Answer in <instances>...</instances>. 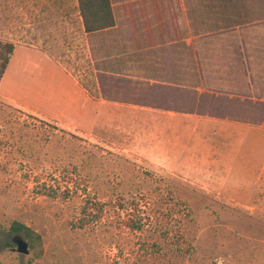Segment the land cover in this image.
Masks as SVG:
<instances>
[{
	"label": "rangeland",
	"instance_id": "obj_1",
	"mask_svg": "<svg viewBox=\"0 0 264 264\" xmlns=\"http://www.w3.org/2000/svg\"><path fill=\"white\" fill-rule=\"evenodd\" d=\"M111 5L115 25L87 33L78 0H0V38L16 45L0 82V264H264V0ZM50 132L34 162L28 145ZM85 145L162 178L143 230L123 229L117 203L109 235L75 226L84 196L62 173ZM108 172L112 193L122 171ZM180 183L186 218L168 193ZM136 211L155 215L142 199ZM14 221L40 235L27 254Z\"/></svg>",
	"mask_w": 264,
	"mask_h": 264
},
{
	"label": "trees",
	"instance_id": "obj_2",
	"mask_svg": "<svg viewBox=\"0 0 264 264\" xmlns=\"http://www.w3.org/2000/svg\"><path fill=\"white\" fill-rule=\"evenodd\" d=\"M78 5L83 25L87 33L102 31L115 25L111 0H78ZM15 50V43L0 38V82L11 62ZM55 136L56 133L54 132H50L44 137L35 133L34 137L36 138L35 141L38 146L34 148L33 145L29 144L27 147V150L29 148L32 150L33 148L37 151L35 157L30 155V157H32L31 160L34 162L42 161L41 153L45 145L48 142H53ZM71 136L74 139L83 141L81 137L76 135ZM72 141L71 139H67V148L70 147L68 145H70ZM68 152L67 156L71 159V163H69V168L66 167L67 171L62 173L63 178H66V191L70 192L75 189L78 193L80 190L84 196L78 217L73 221L76 227L86 228L91 225L95 226L105 223L103 227H105L104 229L109 235L112 232L111 228L107 226L108 223L112 224L109 212L111 208L110 205H116V203L118 204L116 206H119L118 208H120V210H125L126 212L122 220L123 229L131 232L143 230L146 224L144 220H150V218H154V216L157 218L160 215L159 206L161 201L165 199L163 187L159 185L161 184L160 179L162 178H159L156 174H149L148 172L142 173L138 170L135 163H131L129 159H123L112 153H110L109 157L106 155L104 156L102 153L95 151L90 145H85L82 150H69ZM64 157L65 159L67 158L66 156L62 158L64 159ZM115 162L120 166V170L122 171L120 177H118L121 178L119 180V183L121 182L120 186L122 187L124 184L125 186L123 188H115L113 192L110 193L108 189L104 190L103 187L109 183L110 172H108V170H111ZM131 175L136 177V182L137 179H139L137 184L135 180L132 181V179H130ZM126 176H129V178L126 179ZM142 177H144V179L146 178L144 182L150 184L149 186L143 188V183L140 181ZM34 179L36 182L35 189L38 193L46 196L55 195L56 187L54 185L42 181L39 177H34ZM167 180L163 182L165 183ZM169 181H171V178H169ZM129 182L133 184L129 186ZM173 183L177 184V181ZM153 184L155 185L154 187ZM180 186V189L175 185L172 186L168 193L171 194L170 196H172L173 199L177 200L179 206H183L181 214L186 218L190 215V202L192 199H190L188 195L191 193L194 194V191L191 186L185 183H180ZM113 196L115 197L113 198ZM140 199L144 200L145 204L149 206V209H153L155 215H152L150 212L144 215L143 212L136 211ZM131 204H133V207ZM10 230L13 233L22 235L26 241H30L32 247L36 240L40 238V235L32 227L21 221H14ZM182 238L184 237L181 233V235H179V240H182ZM144 246L151 247L152 245L145 242L143 244V247Z\"/></svg>",
	"mask_w": 264,
	"mask_h": 264
},
{
	"label": "water",
	"instance_id": "obj_3",
	"mask_svg": "<svg viewBox=\"0 0 264 264\" xmlns=\"http://www.w3.org/2000/svg\"><path fill=\"white\" fill-rule=\"evenodd\" d=\"M13 241L16 243L19 252L25 254L29 253V243L25 239L16 237Z\"/></svg>",
	"mask_w": 264,
	"mask_h": 264
},
{
	"label": "crops",
	"instance_id": "obj_4",
	"mask_svg": "<svg viewBox=\"0 0 264 264\" xmlns=\"http://www.w3.org/2000/svg\"><path fill=\"white\" fill-rule=\"evenodd\" d=\"M107 29H109V28H107ZM104 30H106V29H104Z\"/></svg>",
	"mask_w": 264,
	"mask_h": 264
}]
</instances>
